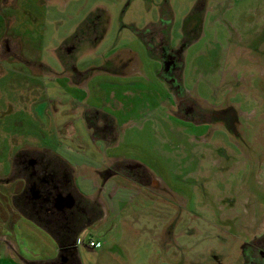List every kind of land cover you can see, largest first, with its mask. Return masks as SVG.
<instances>
[{"label": "rangeland", "instance_id": "1", "mask_svg": "<svg viewBox=\"0 0 264 264\" xmlns=\"http://www.w3.org/2000/svg\"><path fill=\"white\" fill-rule=\"evenodd\" d=\"M89 20L101 35L68 58L64 46ZM157 37L182 59L202 127L165 108ZM129 50L135 72L113 73L112 58H133ZM66 59L86 79L70 78ZM87 110L113 119L116 139L101 156L142 163L162 189L119 194L118 215L82 235L83 264H242L243 246L264 229V0H0V178L23 149L91 159L104 151L84 128ZM23 234L27 245H44H17L14 254L27 260L55 242ZM90 240L99 245L92 251ZM255 245L264 248V238ZM10 262L0 259L22 264Z\"/></svg>", "mask_w": 264, "mask_h": 264}, {"label": "flooded vegetation", "instance_id": "2", "mask_svg": "<svg viewBox=\"0 0 264 264\" xmlns=\"http://www.w3.org/2000/svg\"><path fill=\"white\" fill-rule=\"evenodd\" d=\"M94 32H99L97 24L93 20H89L81 27L80 32L73 36L72 41L64 46V52L68 58L84 53L92 41ZM99 34L101 35L100 32ZM152 43L156 44L158 53V58L154 59V62L157 63L155 80L161 81L163 91L167 93V101H171V104L167 103L165 108L170 110L171 115L179 118L180 121L186 120L191 126L198 123L197 125L202 127L205 125L206 115L203 113V108H200L202 110L200 111L192 104L193 102L190 101V97L182 85L180 73L182 59L177 58L175 54L177 50L173 47L170 48L162 37L159 39L157 37ZM3 45L4 51L8 52L7 43L4 42ZM126 51L118 53L112 58L115 59L114 63L119 60V65L116 64L114 65L115 69H111L113 73H133L137 69L132 66V62L135 60L134 53L129 50L133 58L128 57L127 59V57H123V55H127ZM66 60L68 61L66 64L70 65V78L75 81L86 79L85 73L76 71L71 59ZM219 107L214 108L219 110ZM172 108L175 109L174 113L173 110L171 111ZM214 116L218 118L219 112L215 111ZM82 120L92 141L100 142L106 147L104 151L96 153L102 155L110 150L116 139L115 129L112 126L113 119L110 121L104 115L101 117L100 114H91L87 110L83 113ZM97 149L93 148L91 151L94 153ZM57 150L55 148L20 150L11 160V174L9 176L4 174V177L0 178V191L10 193L9 203L15 211L44 229L58 246L54 257L46 260H27L15 254L22 264H83L76 250L77 242L80 241L82 245L84 242V237L80 239V236L84 235L88 228L97 223L99 219L112 214L111 209L98 199L89 200L77 191L75 171ZM93 173L97 175L101 183L100 188L107 180L112 179L116 186L125 185L131 190L138 186L146 190L147 193L158 192L162 189L160 182L153 177L148 169L142 163L132 159L112 157L110 164L94 169ZM14 179L20 182L18 184L20 185L18 186L19 191H16V187L14 188L16 190L6 187ZM114 180H118V182ZM256 235L242 248V264H264V248L255 245L258 240L264 238V229ZM0 244L11 253H16L9 237L0 235ZM87 247L90 248V246Z\"/></svg>", "mask_w": 264, "mask_h": 264}, {"label": "crops", "instance_id": "3", "mask_svg": "<svg viewBox=\"0 0 264 264\" xmlns=\"http://www.w3.org/2000/svg\"><path fill=\"white\" fill-rule=\"evenodd\" d=\"M57 151L62 156V158L74 169L75 174H76L75 181L77 185V191L80 192L82 195H84L89 200L98 199V201H100L101 203H104V205H106L107 207L111 209V212L114 216L118 215V210L121 208L120 206L126 201V200H123V198H121L120 200L118 195L119 194L122 196L125 195L127 196L126 198L130 199L131 198L130 195L132 194L130 187H125V186L118 187L114 184L112 179H109L104 183V186L100 188L101 183L99 182L97 175L93 173L94 169H98V168H101L103 166L110 164L112 157L107 156V155L104 157H101L99 153H96V155H94V158L91 159L87 156L86 151L77 150L76 152H71V154L69 153L70 151L68 152L67 150L66 151L57 150ZM135 189L137 191L134 189L133 190L136 191L137 193L139 192L140 194L145 193L144 192L145 190L140 188L139 186L135 187ZM16 191H19V190H16ZM9 194H7V192L0 191V235L9 237L10 243H12L15 248H17V245H19L21 248L22 247H25V248L32 247V249H34V247L40 244H42V246L44 247L41 241L34 242V243L30 242L29 245H27V242H24L23 231L26 232L27 229L34 231L35 235H37V233L38 235L39 234L44 235V233L45 234H48V233H46V231H44V229H42L36 223L32 222L28 218L23 217L17 211H15V209L9 203V198H8ZM107 218L108 217H103L99 219L97 223L104 221ZM16 230L20 231L21 234L19 235V233H17ZM17 235L19 236V238H17ZM81 238L82 236H80V239ZM90 241L95 242L94 240H90ZM81 245L82 244L80 243V241H78L76 245V250L80 258L83 259L84 255L86 253L88 254L89 252L86 249H81L80 247ZM96 247H90L89 249L92 251V248L95 249ZM28 251L29 250H27V252ZM57 251H58V246L54 242L50 246V251L45 252V255H42L40 256V258H37V259H40V260L50 259L54 257ZM47 253H50V255L49 254L46 255ZM15 256L16 255L14 253H11L10 251L6 250L5 247H3L0 244V259L9 261V263H11L10 261L13 260Z\"/></svg>", "mask_w": 264, "mask_h": 264}, {"label": "built area", "instance_id": "4", "mask_svg": "<svg viewBox=\"0 0 264 264\" xmlns=\"http://www.w3.org/2000/svg\"><path fill=\"white\" fill-rule=\"evenodd\" d=\"M89 246H90V247H96V246H98V243H95V242H93V241H90V242H89Z\"/></svg>", "mask_w": 264, "mask_h": 264}]
</instances>
